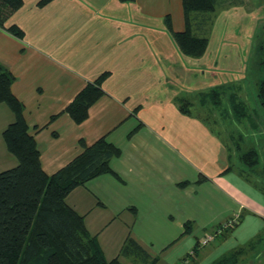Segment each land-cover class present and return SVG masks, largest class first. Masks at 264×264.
I'll use <instances>...</instances> for the list:
<instances>
[{"label": "crops", "instance_id": "obj_1", "mask_svg": "<svg viewBox=\"0 0 264 264\" xmlns=\"http://www.w3.org/2000/svg\"><path fill=\"white\" fill-rule=\"evenodd\" d=\"M39 1L25 0L7 20L24 30L23 37L0 27V60L16 77L12 90L24 103L48 174L101 137L120 148L110 160L112 172L67 197L106 256L146 264L135 254H121L132 237L159 258L157 264H209L248 243L246 258L264 264L262 255L252 260V243L264 240V189L246 167L234 166L230 145L210 124L179 107V98L192 97L188 93L238 83L219 62H202L209 47L200 57L180 49L174 34L186 29L183 0H51L43 6ZM199 14L194 32L207 29ZM222 59L234 62L230 54ZM104 72V94L77 123L66 107ZM3 105L0 156L10 160L14 155L2 133L14 114ZM263 172L254 170L259 177ZM235 217L238 224L228 230ZM188 222L192 226L182 235ZM210 234L214 240L193 253Z\"/></svg>", "mask_w": 264, "mask_h": 264}, {"label": "trees", "instance_id": "obj_2", "mask_svg": "<svg viewBox=\"0 0 264 264\" xmlns=\"http://www.w3.org/2000/svg\"><path fill=\"white\" fill-rule=\"evenodd\" d=\"M24 1L0 0V27L18 37L24 36V30L16 24L7 25V20L24 5ZM50 1L40 0L38 4L43 6ZM183 5L186 29L174 35L186 55L200 57L206 52L209 39L194 32V14L215 11L216 0H183ZM167 23L171 28L169 15ZM107 75L108 72H104L88 82L66 107L65 111L77 123L88 117L89 108L104 94L102 84ZM15 79L13 72L0 60V104H6L14 114V120L4 129L2 136L8 151L18 161L17 165L0 171V264H124L119 256H106L97 235L88 230L85 216L67 202L68 195L75 188L113 171L110 160L120 154V148L101 137L91 145H84L83 152L66 166L48 174L42 166L38 142L26 120L24 103L12 90ZM223 88L214 87L200 93L201 104H218ZM258 97L264 114V80L258 87ZM231 100L237 117H245L246 106L236 96H231ZM178 103L183 113L191 114L192 103L187 98H179ZM240 147L236 146V151L245 169L256 170L261 161L259 150L252 146L244 150ZM186 225L182 235L188 233L189 226H192L190 222ZM261 242L263 239L252 244ZM248 244L222 254L209 264H253L247 259ZM199 246L205 245L198 241L193 253ZM130 253L146 264H157L159 260L148 254L132 237H127L121 254ZM259 254L254 255L253 262L256 256L260 257Z\"/></svg>", "mask_w": 264, "mask_h": 264}, {"label": "rangeland", "instance_id": "obj_3", "mask_svg": "<svg viewBox=\"0 0 264 264\" xmlns=\"http://www.w3.org/2000/svg\"><path fill=\"white\" fill-rule=\"evenodd\" d=\"M199 15L197 20L201 21L203 27L207 29L204 32L203 30H195V32L209 39V50L205 52L202 62L212 61L214 64L219 62L221 69L231 70L228 73L225 69L223 73L231 74V78H237L238 83L226 85L223 88L221 101L216 103L217 105L210 102L202 105L200 96L198 94L193 96L197 91L188 93L192 96L188 100L193 103L190 109L210 124L230 145L235 167H245L238 160L236 146H241L243 150L255 147L262 155L256 170L263 172L264 114L258 97V87L264 80V0H216L215 11ZM218 52L220 58L215 59ZM227 54L232 56L234 62L222 59ZM202 67V70L206 69L207 65ZM186 94L187 92L183 93V95ZM231 96H236L246 106L245 117H237L232 109L234 102ZM2 107L8 106L4 104ZM7 109V113L13 117V112L9 110V107ZM5 122L0 117V128ZM253 125H257L258 129H252ZM7 126L8 123L4 128ZM11 159H14V163ZM11 159L0 156V171L17 165L16 157L12 156ZM246 171L247 175L264 189V172L263 176L259 177L254 174V171L248 172L250 169ZM212 226L208 227L209 230ZM203 233L205 232L201 231V235ZM257 252L260 256L262 255L261 262H264V240L257 244L253 255ZM256 264H259V261Z\"/></svg>", "mask_w": 264, "mask_h": 264}, {"label": "built area", "instance_id": "obj_4", "mask_svg": "<svg viewBox=\"0 0 264 264\" xmlns=\"http://www.w3.org/2000/svg\"><path fill=\"white\" fill-rule=\"evenodd\" d=\"M239 222V218L235 217L233 219H231L230 221H228V223L226 224L227 227H235ZM215 238L214 234H210L205 236V238L201 241L202 245H207L208 243H210L211 241H213Z\"/></svg>", "mask_w": 264, "mask_h": 264}]
</instances>
